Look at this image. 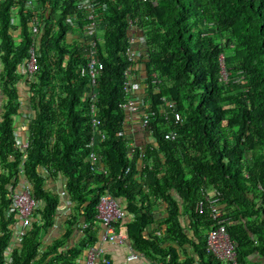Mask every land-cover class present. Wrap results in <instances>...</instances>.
<instances>
[{
	"label": "trees",
	"instance_id": "1",
	"mask_svg": "<svg viewBox=\"0 0 264 264\" xmlns=\"http://www.w3.org/2000/svg\"><path fill=\"white\" fill-rule=\"evenodd\" d=\"M60 1L39 2L49 9L42 17L50 27L41 33L38 71L27 82L19 71L32 41L26 0H0V264H83L87 248L98 241L95 206L104 188L130 217L126 229L132 249L149 259L160 255L162 264L178 263L173 249L156 250L144 236L157 201L167 209V232L173 239L186 241L178 222L181 207L194 224L199 259L182 264H223L205 251L211 228L207 214H193L202 191L216 189L227 204V232L236 245L237 263L252 264L257 257L264 264V0H99L107 24L97 113L106 138L94 150L106 174L87 160L86 53L63 25L73 0ZM129 18H138L142 32L137 63L146 76L145 100L154 114V143L134 147L131 161L124 130L127 114L120 108L126 100ZM152 73L161 82L158 92L150 82ZM162 96L175 102L181 123L162 120ZM17 125L27 132L25 152L14 141ZM170 130L176 134L173 142L163 137ZM23 158L24 173L19 174ZM59 176L87 225L80 229L85 240L76 246L68 245L78 225L74 215L61 236L47 246L42 243L59 204V195L46 183ZM21 177L38 205L26 234L16 240L13 214L6 217L5 212L11 204L8 186Z\"/></svg>",
	"mask_w": 264,
	"mask_h": 264
},
{
	"label": "built area",
	"instance_id": "2",
	"mask_svg": "<svg viewBox=\"0 0 264 264\" xmlns=\"http://www.w3.org/2000/svg\"><path fill=\"white\" fill-rule=\"evenodd\" d=\"M65 1L61 0V5ZM147 2L148 0H141ZM40 0H26L25 11L29 14L28 32L32 40L28 49V55L24 59L19 71L24 75L25 81L31 82L34 75L38 71L37 52L38 41L41 33L50 25L43 23V17L49 13V9L45 6L41 7ZM71 11L66 14L63 19V25L67 26L69 32L73 33L75 39L81 42V46L85 50L86 63L83 68V75L87 79V90L84 94V99L88 107V123L90 128V136L88 146L90 151L87 160L93 168L100 169L106 174L107 172L101 166V155L94 150V147L104 141L106 136L101 128V120L98 116L97 100H98V81L103 71V63L101 55L104 54V35L106 29V20L102 15L101 4L99 0H73ZM45 15L42 17V14ZM45 20V19H44ZM128 25L130 33L127 37V47L125 55L129 66L123 72V91L126 94V100L120 104V108L127 114L131 126L138 130H144L148 133L151 144L154 143L153 134L150 130V125L154 114L151 112L150 101L145 100L146 89L148 84L146 76L141 71V65L137 63L143 49L142 32L139 28L138 18H129ZM57 30V26H54ZM221 75L225 74L223 79H226L227 74L223 63V57H219ZM141 81L140 86L137 85ZM150 82L153 89L158 92V85L161 83L157 74L152 73ZM160 105L158 112L162 120L173 122L174 124L182 122V115L176 110L175 102L166 97H160ZM126 118V119H127ZM19 127V128H17ZM21 126H16L14 131V141L19 151L25 152L28 148V141L22 140L20 136ZM18 129V130H17ZM17 130V131H16ZM167 141H174L176 134L174 131H167L163 134ZM129 152L127 159H133L134 147L128 145ZM24 158L21 159L18 165L19 174L24 173ZM130 168L127 167L124 173H129ZM8 191L11 198L10 208L5 212L6 217L13 214L15 225L13 235L16 240L26 234V231L31 225L33 211L38 203L30 193V185L27 179L20 178L15 183L8 186ZM157 205L154 204L153 208ZM227 204L222 200L221 193L216 189H204L201 199L193 205V214L201 215L206 213L211 221V228L206 236L205 251L215 260L223 264H238L236 261V245L230 239L227 232V226L230 220L226 217ZM95 218L100 222L101 233L98 236V241L95 245L89 246L85 252L83 264H109V260L104 257V244H123L126 240L124 232L117 227L125 213L120 209L117 202L107 188L99 194L97 204L95 206ZM82 228H87L83 225ZM10 250L6 251V257L9 259Z\"/></svg>",
	"mask_w": 264,
	"mask_h": 264
},
{
	"label": "crops",
	"instance_id": "3",
	"mask_svg": "<svg viewBox=\"0 0 264 264\" xmlns=\"http://www.w3.org/2000/svg\"><path fill=\"white\" fill-rule=\"evenodd\" d=\"M19 122L22 121L20 120ZM124 124V130L126 132V139L128 142L127 146L133 145L135 148H144L148 145H151V140L149 139L148 133L146 131L133 128L128 118L125 120ZM19 126H21L19 134L22 140H27V132L24 130L25 127L23 125ZM101 161L102 157L100 162ZM100 164L102 168L105 169L104 163L101 162ZM140 169V164H138V173L140 172ZM135 177L136 179L140 180V176L138 174ZM46 188L56 192L57 195H59V204L57 215L54 218V224L50 231L43 235L42 243L44 246H47L54 240L55 237L61 236L64 230L67 229V221L71 219V216L73 215L78 218V225L73 230V235L69 238L68 245L71 247L82 243L85 239L84 233L80 229L84 225L82 222L85 220V218L82 215H79V211L75 210L74 205L69 202L64 188V180L59 176L54 181H48L46 183ZM156 204H158L157 207L150 211L152 219L146 226L144 233L145 238L157 245L156 250H158V248L167 249L168 247L173 249L175 251L178 264L184 263L187 259L198 260L199 258L196 254L195 245H197L199 240L194 234V224L189 219L188 212H185L184 208H180L178 222L182 234L186 236V241H177L176 239H173V236H170L167 232L169 224H167L166 221L168 215L165 205H160L158 201ZM83 207H85V205H83ZM127 218L130 217L125 213L124 218L117 225V227L120 228V230L126 235L125 242L123 244L107 243L102 245L104 249V257L107 258L112 264H162L160 255H156L153 259H149V257L144 256L142 253L135 252L132 249V246L127 240ZM101 230L102 229L100 228L97 232L98 236L101 233ZM165 259L169 260V255L166 256ZM251 262L252 264H263V260L257 257H252Z\"/></svg>",
	"mask_w": 264,
	"mask_h": 264
},
{
	"label": "rangeland",
	"instance_id": "4",
	"mask_svg": "<svg viewBox=\"0 0 264 264\" xmlns=\"http://www.w3.org/2000/svg\"><path fill=\"white\" fill-rule=\"evenodd\" d=\"M222 76L224 77V76H225V74H223ZM223 77H222V78H223ZM15 128H16V127H15ZM17 128H19V127H17ZM17 130H18V129H17ZM17 130H16V131H17Z\"/></svg>",
	"mask_w": 264,
	"mask_h": 264
}]
</instances>
